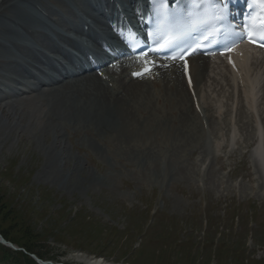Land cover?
<instances>
[{
    "label": "rangeland",
    "instance_id": "rangeland-1",
    "mask_svg": "<svg viewBox=\"0 0 264 264\" xmlns=\"http://www.w3.org/2000/svg\"><path fill=\"white\" fill-rule=\"evenodd\" d=\"M204 94L208 107L212 97ZM34 97H20L12 108L29 106L27 98ZM107 114L101 122L71 120L50 129V144L28 122L10 131L11 121L1 120L0 233L19 246L0 243L1 258L12 253L10 262L19 264H38L36 256L56 264H264V161L243 114L240 135L215 128L206 136L191 117L166 124L172 134L159 127L165 119L148 131L142 119L133 127L132 146L121 149L107 139L105 126L117 127ZM155 143V150L147 149ZM60 160L57 178L46 179L47 166L52 172L51 162Z\"/></svg>",
    "mask_w": 264,
    "mask_h": 264
},
{
    "label": "bare ground",
    "instance_id": "bare-ground-1",
    "mask_svg": "<svg viewBox=\"0 0 264 264\" xmlns=\"http://www.w3.org/2000/svg\"><path fill=\"white\" fill-rule=\"evenodd\" d=\"M25 1L37 3L42 10L51 16L58 15L60 19L66 21V29L74 28L78 33L84 32L83 24H90V19L94 20L95 25L105 24L101 18L95 17L94 12H91L92 8H87L88 3L85 0L73 2L79 7V11H83V14L85 13L87 16L75 11L76 9H73L66 0H0V67L7 69V73L11 71H14L16 75L19 73L17 76L7 77V80L3 82L1 80H5L8 74L0 70V122L7 117L11 121L9 127H7L10 131L15 130L19 123L25 121L33 126L36 132L42 135L50 144L51 141L48 140L50 129L61 130L71 120L75 121L73 124L87 123V125L88 122H101L105 117V113L108 112L107 115L113 116V121L117 123V127L108 128L106 126L109 125L105 126L111 134H108L107 139L110 143L112 141L116 142V148L121 149L132 146L136 136L133 127L138 126L142 119H146V122L150 123L148 131L154 128L152 126L157 124V120L161 119H165V122H161L163 124L159 127L165 130H167L165 124L170 123L168 120H176V117L188 119L192 114L197 122L199 121V119L197 120L198 117H201L202 122L207 119V115H209L207 112L212 109V105L208 106V111L203 109V113L199 114L195 113L194 108L189 107L188 102L192 97L186 88L182 70L178 66H172L167 71L163 70V73L155 82L142 79L133 80L131 78L126 82L125 77L122 79L120 76L117 80H113L116 84L114 88L107 87L94 73L79 75L74 78L66 77L62 80L57 79L55 75H59L60 71L58 61L44 53L43 49H50L55 53L65 55L67 50L63 46V41L68 40V37L63 31L57 29H51L53 32L50 35L44 30L43 26L39 25L37 27L34 25L32 16L22 6L21 2ZM59 6L66 8L63 13L57 11ZM75 18L82 20L84 23L77 27L73 23ZM21 33L33 37L35 40H33V43L17 40L16 38ZM54 37L60 40L59 44H51V39ZM16 48L22 54H17ZM248 56H250L249 51L246 52L247 61L242 63L243 67L247 65L246 62L248 63ZM191 60L195 87L200 98V105L201 103L203 105L201 89L206 75L209 72L215 75L220 73L214 68L210 69L208 67L209 60L205 57H192ZM45 65L50 67L53 72L45 71ZM17 66H19V69ZM10 76H13V74ZM44 76L47 82L41 85V88H38L37 86L42 84L43 81L40 79ZM232 77L235 76L232 75ZM244 81H246L245 77ZM254 82V85H256L257 79H254ZM154 84H160L159 88H156ZM46 87L52 89L47 90ZM35 91L41 94L34 98H27L25 103L28 102L29 106L25 107L24 104L12 108L14 103H21V101H16L13 98L28 93L33 94ZM240 94L242 98L244 96L250 102L249 90H242ZM262 99L264 100V96L259 98L260 105L263 104ZM32 100H36V105ZM185 100H187V111L183 107ZM31 104L33 105L30 106ZM249 105L252 104L249 103ZM239 112L240 115L243 114L248 118L245 110L241 109ZM242 122L245 125V121ZM13 125L14 128H12ZM163 125L165 126L162 127ZM127 129H131L133 133L122 132ZM112 131L114 132L112 133ZM17 133H19L18 139L24 135L23 130H18ZM156 143L152 147L148 146L147 149L155 150ZM56 146H60V142H57ZM59 162H62V160L51 162L52 172L50 171V165L47 166L46 173H44L46 179L57 178V174H55L57 171L54 170V167ZM68 162L70 161H66V163ZM97 263L100 262L96 261L95 264Z\"/></svg>",
    "mask_w": 264,
    "mask_h": 264
},
{
    "label": "snow or ice",
    "instance_id": "snow-or-ice-1",
    "mask_svg": "<svg viewBox=\"0 0 264 264\" xmlns=\"http://www.w3.org/2000/svg\"><path fill=\"white\" fill-rule=\"evenodd\" d=\"M259 2H260V4H261L262 6H264V0H259ZM209 6L216 7V8L219 7L218 5H214V4H212V0H209ZM193 7H194L195 9H200V8L202 7V5H201V3H199V2H195V3L193 4ZM225 8H226V4H225ZM223 11H224V9H220V13H221V15L217 16V17H216L217 19H222V18H223V15H222ZM189 17H190V25L193 27V29H194L197 25H199L200 23H204V22H205L201 17H199L198 15H195V14H193V13H189ZM261 39H264V36H262Z\"/></svg>",
    "mask_w": 264,
    "mask_h": 264
},
{
    "label": "trees",
    "instance_id": "trees-1",
    "mask_svg": "<svg viewBox=\"0 0 264 264\" xmlns=\"http://www.w3.org/2000/svg\"><path fill=\"white\" fill-rule=\"evenodd\" d=\"M3 234V233H2ZM4 235V237L5 238H7V236L5 235V234H3ZM9 240V239H8ZM26 250L29 252V253H34L32 250H30V249H27L26 248ZM2 256V255H1ZM13 255H12V253H8V254H6V253H4L3 254V260H6L7 261V263H12V264H19V262L18 261H14V260H12L11 262H10V260L13 258L12 257Z\"/></svg>",
    "mask_w": 264,
    "mask_h": 264
}]
</instances>
